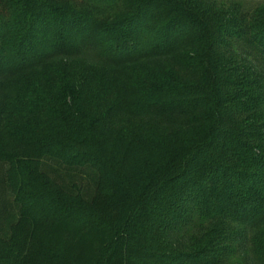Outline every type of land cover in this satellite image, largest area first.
<instances>
[{
  "label": "trees",
  "instance_id": "trees-1",
  "mask_svg": "<svg viewBox=\"0 0 264 264\" xmlns=\"http://www.w3.org/2000/svg\"><path fill=\"white\" fill-rule=\"evenodd\" d=\"M0 264H264V5L0 0Z\"/></svg>",
  "mask_w": 264,
  "mask_h": 264
},
{
  "label": "rangeland",
  "instance_id": "rangeland-1",
  "mask_svg": "<svg viewBox=\"0 0 264 264\" xmlns=\"http://www.w3.org/2000/svg\"><path fill=\"white\" fill-rule=\"evenodd\" d=\"M240 3L244 10H253L254 8L264 5V0H225Z\"/></svg>",
  "mask_w": 264,
  "mask_h": 264
}]
</instances>
